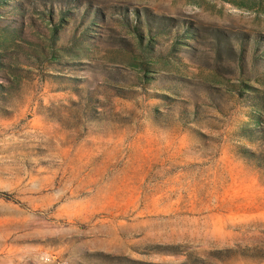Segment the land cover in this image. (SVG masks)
<instances>
[{"label":"rangeland","instance_id":"rangeland-1","mask_svg":"<svg viewBox=\"0 0 264 264\" xmlns=\"http://www.w3.org/2000/svg\"><path fill=\"white\" fill-rule=\"evenodd\" d=\"M235 1L0 7V264H264V0Z\"/></svg>","mask_w":264,"mask_h":264},{"label":"trees","instance_id":"trees-1","mask_svg":"<svg viewBox=\"0 0 264 264\" xmlns=\"http://www.w3.org/2000/svg\"><path fill=\"white\" fill-rule=\"evenodd\" d=\"M223 1L231 3V4H238L235 0H223ZM8 3H9V0H0V7L2 5H6ZM123 16L126 17V15L124 13H123ZM126 20H128L127 17H126ZM137 22L139 23V24L137 23L138 25L143 26V24H141V22H139V18L138 17H137ZM145 24L147 26V32L149 33V35L151 34L150 36H152V30H151V27L149 25L150 23L148 22V23H145ZM57 28L58 27H55L53 29V31H52L53 38H54V36H55V38L57 36V33H58L57 32L58 31ZM133 31L135 32L134 35L136 36L135 38H136V42H137L135 44V46L137 45V47H138L137 49L139 51H141V54L142 53L143 54H145V53L152 54L154 52L152 44L150 42V41H152V39L150 38L151 40L148 41L149 39L146 38L144 36L145 34L142 32L143 29L139 28L138 26H136V29H134ZM183 32H184V34H187L186 36H189L191 34V29L189 27H185ZM262 38L263 37H261V36H257L254 39L255 43H256V48H255V53L253 55H254L255 58L258 57L256 51L259 50V46H260L261 42H263ZM215 52H216V55L218 57H220V49L215 50ZM244 55H245V50L242 48V50L240 52V58L242 59L244 57ZM134 62H138V59L136 58L134 60ZM3 88L4 87L2 85H0V89H3ZM249 154L251 156H254V153H249ZM175 249H176L175 247H171L170 248L171 252H176V253H174V255H178V253H177V251H175ZM212 254L213 255H220L221 253H219V252L216 253L215 252V253H212ZM179 255H181V254L179 253ZM184 257H185V260L183 262H181V263H178V264H210L206 259H204V258H202V257H200V256H198V255H196L194 253H188V254L184 255ZM131 262H134V261H131Z\"/></svg>","mask_w":264,"mask_h":264},{"label":"built area","instance_id":"built-area-1","mask_svg":"<svg viewBox=\"0 0 264 264\" xmlns=\"http://www.w3.org/2000/svg\"><path fill=\"white\" fill-rule=\"evenodd\" d=\"M47 260H49V261H50V259H47ZM58 264H64V263H61V262H59Z\"/></svg>","mask_w":264,"mask_h":264}]
</instances>
